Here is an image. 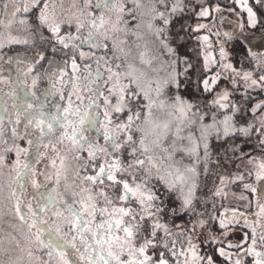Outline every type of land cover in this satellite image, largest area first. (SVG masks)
Wrapping results in <instances>:
<instances>
[{
    "label": "snow or ice",
    "instance_id": "snow-or-ice-1",
    "mask_svg": "<svg viewBox=\"0 0 264 264\" xmlns=\"http://www.w3.org/2000/svg\"><path fill=\"white\" fill-rule=\"evenodd\" d=\"M83 5V11L92 16V28H98L105 24L104 16L96 17L93 15L95 10L103 12L116 11L118 14L125 12L124 0H78ZM135 9L140 14L141 23L136 27H142L146 21L147 33L151 36V41L145 43L144 51L139 52L142 63L152 66L154 75L145 78L143 74H136L134 70L124 74L126 84L121 82L120 64H115L114 60L105 62V68L108 80L105 86L110 83L115 86L108 87L109 96L105 97L103 103L111 104L110 97L117 94V104L112 111L107 109L104 111V121L98 116L91 113L80 115L78 110L71 107L64 108L62 118L57 116H49L45 113L43 105L37 107L31 102H27L24 107V100L16 103L19 97L14 98L12 105L17 116L14 121H9L14 126L11 129V136L7 140L0 139V144L4 147L0 150V166L3 165L5 156L4 152H12L15 150L16 161L13 165L14 175L4 178L0 173V198L14 199L15 213L21 221L31 220L30 228H35V242L38 248L48 249V256L53 254L58 256L62 264H171L169 253L172 257H177L175 250V241H172V247H169L168 239L172 235L163 222L165 218L175 216L178 213L189 215L192 222L191 229L185 228L189 233L188 244L186 250L183 247L180 254L190 251L192 255L191 264H216L214 255H199L198 248L200 245L191 243L192 236L196 234V229H201V235L204 229L208 227L209 233L205 236V240L209 244L219 243L217 236L213 235L211 226L204 219H198L203 214L197 211V188H198V170L196 166L180 167L179 162L173 161V157L177 152H185L189 155L196 156V164L203 162L204 171H209V165L212 163L214 149L212 142L215 140L220 149H223L224 157H228L229 152L235 156L240 151V159H244L247 154L243 153L238 141L248 144L253 137L256 138L258 146L264 149V99L255 103L250 102L254 99L249 89L258 94H264V53H255L251 48H247V56L255 61L258 73L241 69L237 72L232 63L223 64L225 69H230L234 76L232 78V92L240 89L239 83L236 82V76L244 81L243 98L239 101L230 100L232 92L227 89L222 90L215 99L208 101L202 97L205 94H211L216 91L219 81L222 77L217 73L208 77L205 75L208 71L207 58L203 69L198 68L193 63L187 53H182L183 41L185 37L181 31H173V20L183 14L186 10L184 0H132ZM233 3L239 5L242 11L247 13V23L240 24V36L233 33L225 32L226 40L237 39L241 44H245L249 37L244 35L247 29H256L259 25L264 29V21L258 16L254 7L249 4V0H233ZM8 0H4L3 7L7 8ZM255 5L264 9V0H255ZM222 9L216 7L201 6L200 11L196 13L199 18H208L212 12H221ZM234 11V9H229ZM35 14L37 27H47L52 34L54 43L52 50L57 51L56 45H61L64 49L69 48L70 41L77 39L71 35H61L60 24L55 23L54 19L49 15L48 0H28L27 3L18 4L15 7L13 16L20 14ZM129 15L135 19V13L129 9ZM99 21V24L97 23ZM120 16L117 17L119 22ZM27 22V17L20 20L21 24ZM82 25L77 27V31ZM203 24L192 29L198 32L204 28ZM95 33L90 32L89 37ZM136 40L143 39L142 36L133 33ZM107 39V37H105ZM201 40L207 41L208 37H200ZM68 41V42H66ZM82 42H90L82 41ZM10 43H27V41H19L10 39ZM150 43V47H149ZM97 47L96 45H93ZM105 48L107 44L105 43ZM0 47H3L0 44ZM75 47V46H74ZM139 47V45H137ZM123 52V49H120ZM127 56V54H125ZM81 59L84 53H80ZM46 57L44 54H38V58L34 63H39ZM99 63L98 57L93 55ZM229 55L224 48L220 49V60L228 59ZM2 59V57H0ZM11 59V57L9 58ZM114 59H119L116 57ZM60 73L57 83H62L63 78L67 75L65 68L68 61L64 62V66L49 61ZM219 64V62L214 61ZM114 65V66H113ZM87 67V66H86ZM129 68L132 65L129 64ZM72 77L68 81L74 85L87 84L91 87L96 80L102 79V73L99 68L95 73L89 72V75L81 81L77 77L79 65L75 56L71 59ZM33 71L32 67L27 69L28 73ZM47 77L48 72H45ZM195 77V79H194ZM224 79H228L224 77ZM51 82V81H50ZM36 80L33 79V85ZM147 85V88L145 87ZM53 89L56 84H52ZM59 91V90H57ZM33 95H35L33 93ZM93 95H96L93 92ZM147 103H143L141 100ZM3 100H0V105ZM137 106V111L133 113V105ZM95 105V101H93ZM89 107H92L90 105ZM144 120L147 121L153 113V109H167L169 116H175L174 122H166L162 125L163 133L157 131L156 139L151 145L145 143L143 136L137 141L134 137V131H140L139 128L134 129L136 121L141 120L144 109ZM59 111V106H57ZM215 109V111H213ZM125 110L129 115L126 122L118 123L113 129V113H122ZM223 110L222 117L218 115ZM7 112V109H4ZM210 115V122H209ZM72 116H78V119H71ZM0 117V138L5 134L3 127V119ZM57 125L63 131L60 133L61 142L67 139L73 148L72 159L79 166L73 169L75 176L84 184H90L91 188L82 187L79 194L73 193L71 202L65 198L66 193L62 191L60 198H57V188H61V171L57 170L54 181L55 187L51 190L46 185H41L35 178L37 173L34 163L38 160L29 159V149L21 148L16 143L17 139L26 140L30 147H34L36 152L34 156L39 158L43 155L40 148H48V144L44 143L47 138L49 141L55 137ZM159 129L160 126H157ZM175 128V132L172 129ZM69 129H71L69 131ZM95 129L97 138L94 140L90 135V130ZM185 129L189 130L187 140L189 147H183L182 135ZM199 132V137H193L192 130ZM33 130H38L39 135L33 138ZM171 133L173 139L170 144H165V138ZM102 137L104 143L101 145L99 139ZM203 148L202 155L200 148ZM159 150V151H157ZM86 153V158L84 154ZM125 153L127 155L125 156ZM218 154V153H217ZM24 160L21 162V156ZM101 157L103 162H100ZM61 165L63 166L64 158L61 157ZM249 164L253 163L252 159L248 160ZM52 167H56L53 160ZM98 169V170H97ZM66 171V170H65ZM83 173V175H82ZM32 179L29 181V177ZM248 176L253 178L254 184H245L248 189L258 200L264 201V161L255 164V171L249 170ZM243 180V175L237 177ZM51 180V177H47ZM5 180L8 195L5 197ZM107 181V185L105 182ZM221 183L224 177H220ZM30 182L31 188L34 190L32 197L37 202L35 205L30 200L25 205L23 199V189ZM100 186L99 195L103 197L104 207H100V201L92 195L96 188ZM41 187L45 188L44 192H40ZM111 190L115 199L108 194ZM85 194H87L85 196ZM218 194V193H217ZM79 195V201L75 200V196ZM37 196L39 199L37 200ZM118 200L123 206H114ZM79 203V209L76 204ZM113 205L111 211L108 206ZM132 205H135L133 207ZM27 207L28 211L24 212L23 208ZM260 212L257 215H264V203L259 204ZM52 211L54 217L72 218L67 231H63L60 225L55 228L45 227L47 221L41 219V214ZM97 213L101 217L107 216V219H101L99 223H94ZM233 219H238L234 217ZM94 224V228L92 225ZM246 226L247 220H245ZM230 223L224 220L220 221V235L226 237ZM264 228V224H262ZM161 232L164 236H161ZM117 233L116 235H113ZM44 234L48 239H43ZM181 232L180 235H183ZM70 237V239H69ZM247 239V235L245 236ZM252 245L244 250L245 255L255 257L254 264H264V252L255 250L256 235L255 229H252ZM163 241V243H159ZM260 242L264 244V232L260 236ZM203 243V242H202ZM232 245L229 244V247ZM242 248V245H236ZM70 248L72 251L68 252ZM152 254H149V250ZM219 252V255L225 256L223 247L213 252ZM32 252L28 256L32 257ZM74 257V258H73ZM227 258V257H226ZM21 259H23L21 257ZM38 264H50V261L43 260L37 256ZM184 264H190L187 256H185ZM236 264H241L240 260Z\"/></svg>",
    "mask_w": 264,
    "mask_h": 264
},
{
    "label": "rangeland",
    "instance_id": "rangeland-1",
    "mask_svg": "<svg viewBox=\"0 0 264 264\" xmlns=\"http://www.w3.org/2000/svg\"><path fill=\"white\" fill-rule=\"evenodd\" d=\"M28 0H8L7 8L3 7L4 0H0V100H3V104L0 105V117H5L3 119V127L5 128V134L2 138L7 140L11 136V129L14 126L10 124L9 121H14L16 119L17 113L13 110L12 105L14 103V98L19 97L15 102L20 103V100H24V107H27V102L39 107L43 105L44 111L49 116H57L62 118L64 115L63 109L69 108L73 110H78L80 115L91 113L94 116H98L101 121H104L103 113L107 109L112 111L114 106L117 104V95L119 94L117 90L116 95L110 97L111 104L105 105L103 100L105 97L109 96L108 87L115 86L109 84L105 86V81L108 80V73L105 68L106 60H114L115 64H120L119 69L121 73V82L126 84L127 81L124 79V74L128 71L134 70L136 74H143L145 78L154 75L152 66L142 63L139 57V52L144 51L145 43L151 41V36L147 33L146 21L142 27L137 28L136 25L141 23L140 14L136 11L135 5L132 0H124L125 12L123 14H118L116 11L101 12L100 10H95L93 15L99 17L104 16L105 24L98 28H92L93 17L88 15L83 11V5L79 4L78 0H48L49 3V15L54 19L55 23L61 26V35L77 37L69 43V48L64 49L61 45L57 44V51L52 50V44L54 40L52 39V34L47 27H37V21L35 14H25L21 12L20 14L13 16L15 7L18 4L27 3ZM147 0H142V3H146ZM186 4V10L183 14L177 16L173 20L172 30L182 31V35L185 37L183 41V47L181 48L182 53H187L189 59L197 64L198 68L203 69L205 64V59L207 58V65L209 71L205 74L208 77L212 75H219L222 79L219 81V86L216 91L211 94H205L202 97V101L206 98L211 101L217 97V95L224 89L232 92V78L234 73L230 69H225L223 64L232 63L236 68L237 72H241V69L246 71H253L258 73V68L255 61L247 56V48L255 53H264V29L259 25L256 29H247L243 34L249 37V40L245 44H241L239 40L233 39L235 43L243 45L242 49L238 53L236 61L233 59L231 52L233 51V41L226 40L224 33H233L237 37L241 35L239 28L240 24L247 23V13L242 11L241 7L235 3L233 0H184ZM249 4L254 7L257 11L258 16L264 21V9L255 5V0H249ZM219 7L222 9L221 12H212L211 16L208 18H199L196 13L200 11L201 6L205 7ZM131 9L135 13V19L129 15L128 10ZM229 9H234V11H229ZM120 16L119 22H117V17ZM27 17V22L24 24L20 23V20ZM99 24V21L97 20ZM203 24L205 27L201 28L198 32H193L192 29L198 27V25ZM82 25L77 31V27ZM95 33L94 36L89 37V33ZM136 33L143 37L142 40L137 41ZM207 36V41L201 40L200 37ZM107 37V39H105ZM10 39L27 41V43H10ZM90 42H82L89 41ZM105 43L107 48H105ZM96 45L97 47H94ZM139 45V47H137ZM75 46V47H74ZM149 43V47H150ZM224 48L225 52L228 53L229 58L224 61L220 60V49ZM123 49V52L120 49ZM84 53V58L81 59L80 53ZM44 54L45 59L39 63H34L38 58V54ZM127 54V56L125 55ZM95 57L100 58L99 63ZM75 56L77 63L79 65V72L76 74L77 77L83 81L85 77L89 75V72L95 73L96 69L99 68L102 73V79H98L95 83L89 87L87 84H72L68 81L72 77L71 70V59ZM11 57V59H9ZM119 57V59H114ZM49 61H54L56 64L64 66V62L68 61L65 71L67 75L63 78L62 83H57L60 76L59 70ZM214 61L219 62V64L214 63ZM129 64L132 68H129ZM87 66V67H86ZM114 66V65H113ZM29 67L33 68L31 73L27 72ZM48 72L47 77H45V72ZM242 75V72H241ZM227 77L228 79H224ZM33 79L36 80L35 85H33ZM195 79V77H194ZM51 81V82H50ZM236 82L239 83L240 89L238 91L232 92L230 100L239 101L243 98L244 92V81L236 76ZM56 84V88L53 89L52 84ZM147 88V85H145ZM59 90V91H57ZM93 92L96 95H93ZM33 93L35 95H33ZM249 93L253 96L254 91L249 89ZM257 95V94H256ZM253 97L254 99L250 102L249 106L254 100L259 101L263 98V94H258V96ZM261 97V98H260ZM143 101V97H141ZM95 101V105H93ZM143 103H147L143 101ZM92 105V107H89ZM59 106V111L57 109ZM136 110L137 106L134 105ZM7 109V112L4 111ZM127 111V110H125ZM215 111V109H213ZM169 110L167 109H153V113L148 117L147 121L144 120V114L147 113V109H144L142 113L141 120L136 121L134 124V129L139 128L140 131H134V137L139 141L141 136L144 137L145 143L151 145L156 139L157 131L161 134L163 133L162 125L166 122H174L175 116H169ZM123 113V112H122ZM122 113H113V129L115 125L118 124V116ZM223 110L218 113L222 117ZM71 119L76 120L78 116H72ZM210 122V115H209ZM120 123V122H119ZM157 126H160L158 129ZM71 129H69L70 131ZM63 129H60L57 125V132L55 137L50 141L46 138L44 143H47L48 148L41 147L39 150L43 153L42 156L36 158L34 153L36 149L30 147L26 140L17 139L16 143L21 148L29 149V159L38 160L34 163V168L36 169V179L41 185H46L48 190L55 187L56 171H61V188H57V198H60V193L64 191L66 193L65 198L69 202L73 200V193L79 194L82 187L91 188L90 184H84L81 180H78L75 176L73 169L79 166L72 159L73 148L71 143L64 139L61 142L60 133ZM175 132V128L172 129ZM39 135L38 130H33V138ZM90 135L95 140L97 138V132L95 129L90 130ZM182 135L185 137L183 140V147H189V141L187 136L189 135V130L185 129ZM193 137H199V132L195 129L192 130ZM173 139L171 133L165 138V144H170ZM99 143L103 145L104 141L102 137L99 139ZM243 153L247 154L244 159H240V151H237L235 156L229 152L228 157H224L223 149H220L218 143L213 140L212 145L214 149V154L212 157V163L209 165V171L205 172L203 167V162L196 164V156L189 155L185 152H177L173 157V161H178L180 167L184 166H196L198 170V188H197V211L202 213L201 217L198 219H204L208 225L211 226L213 235L218 238L224 237L220 235L219 224L221 220L226 223H230L231 227L228 230L226 237L231 239V242L225 243L226 240L219 239L224 242L223 248L225 251V256L221 257V263L216 264H236L234 256L240 257L241 264H248L246 261L255 260L254 256L245 255V248H237L236 245H244L247 241L245 239L244 243L241 241L243 236L247 235L252 237V229H255V235L257 243L259 242L264 228V215H257L260 212L259 204L264 203V201L258 200V198L253 195L248 189L244 187L245 184H254L253 178L248 176V171H255V164L264 161V149L258 146L255 137L251 139L248 144H243L238 141ZM4 147L0 144V150ZM159 151V150H157ZM203 148L201 145L200 154L202 155ZM218 153V154H217ZM5 160L2 166H0V173L3 174L4 178H8L9 175H14L13 165L16 161L15 150L12 152H4ZM127 153H125V156ZM61 157L64 158L63 166L61 165ZM86 158V153L84 154ZM21 162H23L24 157L21 156ZM252 159L253 163L249 164L248 160ZM55 160L56 167H52V161ZM100 162H103L101 157ZM66 170V171H65ZM83 175V173H82ZM243 175L244 179L240 180L237 177ZM51 177V180L47 177ZM224 177V182L221 183L220 177ZM32 177H29V181ZM7 180H5V197L8 195V189L6 187ZM107 185V181L105 182ZM33 189L31 188L30 182L23 189V199L25 205L32 200L33 204L37 202L33 200L32 194ZM40 192H44L45 188L41 187ZM101 187L98 186L95 192L92 193L100 201V207H104L103 197L99 195ZM218 193V194H217ZM108 194L111 198L115 199V196L108 189ZM87 194H85L86 196ZM39 197L37 196V200ZM80 196H75V200L79 201ZM217 199L220 202L218 210L214 207L213 200ZM15 200L0 198V264H38L36 257L39 256L43 260L50 261V264H62V261L58 256L53 254V256H48V249L38 248L35 242V228H30L29 225L32 223L31 220L21 221L15 213ZM116 207L123 206L118 200H116ZM135 207V205H132ZM79 203L76 204V208L79 209ZM113 205L108 206L109 211H111ZM24 212L28 209L25 206L23 208ZM183 214V213H182ZM231 214V216H230ZM184 219L182 222H178L175 225L168 224V231L172 234L169 239V247H172V241H175V250L178 254L177 257H172L169 253V259L171 264H184L185 256H187L190 264L192 262V255L190 251H186L183 255L180 254V250L189 248L188 235L189 233L185 231V228L191 229L192 222L189 215L183 214ZM234 217L238 219H233ZM41 219L47 221L45 227L55 228L60 225L63 231H67L69 224L72 222L71 217H54L52 211L46 214H41ZM101 219H107V216L101 217L97 213V218L94 223H99ZM245 220H247L246 226ZM94 228V224L92 225ZM209 228L204 229V234L201 235V229L197 227L196 234L192 236L191 243L200 245L198 248V254L201 253V249L209 244L205 240V236L209 233ZM184 232L183 235H180ZM114 233L113 235H116ZM161 236L164 233L161 232ZM236 237V238H235ZM241 237V238H240ZM233 238L238 239L241 242H236ZM259 238V239H258ZM43 239L47 241L48 237L44 234ZM70 239V237H69ZM237 240V241H238ZM233 241V243H232ZM203 242V243H202ZM248 242V241H247ZM159 243H163L160 241ZM261 243V242H260ZM229 244L232 246L229 247ZM251 246V245H250ZM258 249L256 251L264 252V244H258ZM218 250V249H217ZM235 253L232 254V251ZM68 252L72 250L67 249ZM32 252V257L28 256V253ZM149 254H152V250H149ZM21 257L23 259H21ZM227 257V258H226ZM74 258V257H73ZM219 260V261H220Z\"/></svg>",
    "mask_w": 264,
    "mask_h": 264
},
{
    "label": "trees",
    "instance_id": "trees-1",
    "mask_svg": "<svg viewBox=\"0 0 264 264\" xmlns=\"http://www.w3.org/2000/svg\"><path fill=\"white\" fill-rule=\"evenodd\" d=\"M232 43H233V47H232L233 51L231 52V54H232L233 59L236 61L237 57L239 56L238 53L242 49H244V46L243 45H239L238 43H235L234 41ZM255 95L258 96V93L254 92L252 97H255ZM263 98H264V94H263ZM255 102H256V100L253 101V103H255ZM134 105H133V113L135 111H137ZM128 115H129L128 111H124L121 115L118 116V120H117L118 123L119 122L120 123L126 122ZM183 219H184V215L182 213H178L175 216H170V217L165 218V220L163 222H166V223L171 224V225H175L178 222H182ZM241 240H242V238H241ZM219 246H220V242L219 243H215V244H207L206 246H204L201 249V253L200 254H202V255H205V254L214 255L215 262H218V260H219L218 253H217L218 251L213 252V249H218Z\"/></svg>",
    "mask_w": 264,
    "mask_h": 264
},
{
    "label": "flooded vegetation",
    "instance_id": "flooded-vegetation-1",
    "mask_svg": "<svg viewBox=\"0 0 264 264\" xmlns=\"http://www.w3.org/2000/svg\"><path fill=\"white\" fill-rule=\"evenodd\" d=\"M230 216H231V214H230ZM243 237H244V238H242L241 241H243V243H244V241H245V236H243ZM235 238H236V237H235ZM235 238H233V240H236V242H241V241H239L238 239H235ZM219 239H222V240H224V241L226 240V242H225L226 244L229 243V242H231V239L228 238V237H220ZM258 239H259V238H258ZM237 240H238V241H237ZM247 241H248V242H247ZM247 241L244 243V245H242V247L245 248V249H247L250 245H252V239H251V237H248V238H247ZM256 241H258V240H256ZM232 243H233V241H232ZM258 244H259V245L261 244V243H260V239H259V242H258V243L256 242V245H255V249H256V250L258 249V248H257V247H258ZM223 246H225V245H224V242H223V241H220V246L218 247V249H219L220 247H223ZM234 253H235V250L232 251V254H234ZM235 256H236V255H235ZM235 256H234V259L236 258V259H235V263H236V261H237L238 259H240V257H239V256L235 257ZM218 258H219V260L221 259V257H219V256H218ZM219 260H218L217 263H219V262L221 263V260H220V261H219ZM246 262H247L248 264H254V261H253V260H251V261L247 260Z\"/></svg>",
    "mask_w": 264,
    "mask_h": 264
},
{
    "label": "built area",
    "instance_id": "built-area-1",
    "mask_svg": "<svg viewBox=\"0 0 264 264\" xmlns=\"http://www.w3.org/2000/svg\"><path fill=\"white\" fill-rule=\"evenodd\" d=\"M235 101V100H234ZM213 204H214V207L218 210V208H219V206H220V202H218V200L217 199H214L213 200Z\"/></svg>",
    "mask_w": 264,
    "mask_h": 264
}]
</instances>
